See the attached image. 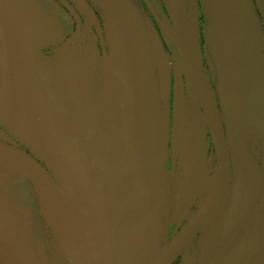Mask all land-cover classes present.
<instances>
[{
    "label": "water",
    "instance_id": "obj_1",
    "mask_svg": "<svg viewBox=\"0 0 264 264\" xmlns=\"http://www.w3.org/2000/svg\"><path fill=\"white\" fill-rule=\"evenodd\" d=\"M59 1L78 18L66 0ZM77 1L88 10L84 0ZM186 1L176 0L173 20L211 124L217 181L210 203L154 264L173 263L220 208L230 180L223 128L185 25ZM0 33L5 109L15 132L52 174L32 153L3 141L0 165L30 181L45 222L69 264H130L162 188L141 82L133 77L127 96L111 97L113 72L103 44L107 80L98 103L83 67L77 69L65 60L67 46L77 40L76 32L60 44L57 65L38 57L48 32L31 0H0ZM213 40L226 111L240 124L264 120V58L258 54L253 18L241 10L220 15L213 24ZM4 211L0 264H42L22 236L15 234L17 215Z\"/></svg>",
    "mask_w": 264,
    "mask_h": 264
},
{
    "label": "flooded vegetation",
    "instance_id": "obj_2",
    "mask_svg": "<svg viewBox=\"0 0 264 264\" xmlns=\"http://www.w3.org/2000/svg\"><path fill=\"white\" fill-rule=\"evenodd\" d=\"M31 1L48 32L46 44L37 50L42 61L57 65L60 44L76 32L65 60L77 69L83 67L98 103L107 80L103 44L113 72L111 97L127 96L133 77L145 90L162 188L130 264H154L210 203L217 181L211 124L173 20L176 0H84L88 10L77 0H66L78 18L59 0ZM235 10L253 18L258 54L264 58V0H187L185 5L186 29L223 128L230 180L220 208L172 264H264V120L240 124L226 111L213 40L216 18ZM1 57L0 42V65ZM5 102L0 67V141L32 153L52 174L35 153L22 147ZM3 211L17 215L15 234L42 264H69L31 183L0 165V214Z\"/></svg>",
    "mask_w": 264,
    "mask_h": 264
},
{
    "label": "trees",
    "instance_id": "obj_3",
    "mask_svg": "<svg viewBox=\"0 0 264 264\" xmlns=\"http://www.w3.org/2000/svg\"><path fill=\"white\" fill-rule=\"evenodd\" d=\"M0 42H1V54H2V38H1V33H0ZM46 44V43H45ZM44 44V45H45ZM42 46V47H45V46ZM21 145H22V147L23 146H26V144L21 140ZM23 176V175H22ZM24 177V179L30 184V182L28 181V179L25 177V176H23Z\"/></svg>",
    "mask_w": 264,
    "mask_h": 264
},
{
    "label": "rangeland",
    "instance_id": "obj_4",
    "mask_svg": "<svg viewBox=\"0 0 264 264\" xmlns=\"http://www.w3.org/2000/svg\"><path fill=\"white\" fill-rule=\"evenodd\" d=\"M0 67H1V65H0Z\"/></svg>",
    "mask_w": 264,
    "mask_h": 264
}]
</instances>
